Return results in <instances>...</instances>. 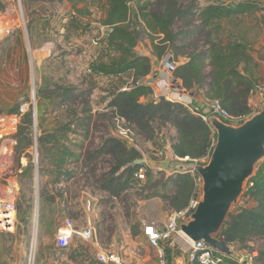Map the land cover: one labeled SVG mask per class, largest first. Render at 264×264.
<instances>
[{
  "label": "trees",
  "instance_id": "trees-1",
  "mask_svg": "<svg viewBox=\"0 0 264 264\" xmlns=\"http://www.w3.org/2000/svg\"><path fill=\"white\" fill-rule=\"evenodd\" d=\"M53 3L69 4V10L64 11L62 27L71 38L86 35L92 29V22L108 29L106 34L96 36L101 48L89 70L108 81L106 110L111 111L114 118L124 120V125L134 133L137 144L142 140L155 141L161 128L169 127L175 130V137L169 143L174 154L206 160L216 141V132L203 120L201 114L205 113L200 109L199 113H194L184 104L163 96L140 101L141 97L152 92L149 85L141 83L152 69L151 59L136 51L138 45L144 44L145 38L158 60L169 54L176 62L184 58L173 69V76L181 81L184 89L203 93L209 101L217 100L237 122L236 125L251 116L249 97L255 86L261 84L257 78L259 65L251 54L249 43L243 38L248 24L244 29H238L236 25L237 21L247 17H255L257 26L264 24V14L261 18L257 16L264 10V0H214L205 5L198 4L197 0H189L184 5L180 0H22L25 10L35 5L40 7L27 13L31 21L26 27L33 47V22L47 16L41 26L49 29L51 15L47 14L46 6ZM4 10L5 3L0 0V14ZM95 10V14L99 13L98 18H93ZM37 12L38 17L34 18ZM229 25L232 27L228 28ZM125 74L132 77L130 82L124 78ZM89 89L82 93L72 92L70 88L54 89L56 92L52 96L61 98L68 118L75 117V120L55 126L44 120L49 109L46 105L52 101L51 95L40 92L42 94L36 104L39 171L52 191H58L60 184L63 189L59 195L63 197L62 194L69 189L64 186L63 180L74 174L70 168L72 163L77 162L81 169L90 165L87 171L93 174L96 169L94 160L107 154L111 158L107 174L94 179V184L87 180L92 185V191L98 189L116 199L135 184L145 199L161 198L170 212L184 209L198 189L197 178L190 172L174 171L166 175L148 169L146 180L140 182L133 177V173L143 154L137 148L127 147L116 135L107 136L96 148L85 149L81 156L79 149L84 148L83 142L89 137L90 121L94 116L87 99ZM82 95L83 99L79 100L76 108L65 105ZM192 106L196 105L192 103ZM13 113L20 116L17 131L12 136L19 158L32 145L30 128L33 118L31 111L22 112L19 106ZM75 127H78L77 130ZM78 132L81 133L80 140L71 138ZM24 156L28 157L30 165L31 155L26 153ZM44 165L48 167L45 169ZM43 187L40 204L44 202L45 207L53 212V208L48 207L54 203L53 195L46 185ZM241 197L245 204L229 212L218 237L233 250L249 249L251 255L243 259L225 257L221 264H264V246L254 250L248 244L256 239L264 240V160L249 177ZM248 201L252 204L248 205ZM40 211L43 212V208ZM170 249L167 244L166 258ZM254 251L256 254L253 256Z\"/></svg>",
  "mask_w": 264,
  "mask_h": 264
},
{
  "label": "rangeland",
  "instance_id": "rangeland-1",
  "mask_svg": "<svg viewBox=\"0 0 264 264\" xmlns=\"http://www.w3.org/2000/svg\"><path fill=\"white\" fill-rule=\"evenodd\" d=\"M188 1L180 0L183 5ZM212 1L214 0H197V3L205 5ZM4 2L7 8L5 11H7L9 17H0V126L5 125L7 127L3 129L5 131L1 132L3 135L0 137V197L4 196L14 200L17 211L14 229L12 231L0 229V264H101L96 259L97 251L100 248L110 249V246L106 243L104 237L106 233L102 232L101 234L97 225H95V230L98 242L85 241L78 235H74L70 244L66 248H61L56 244L54 236L50 234L42 235L37 239L35 234L39 217L43 215L40 211L42 209L40 207L43 205L40 204L41 195L44 192L43 185H46L50 194L52 191L46 178H42L39 171L37 109L36 127L34 128L32 124L30 128L32 145L19 158L14 150L12 136L17 131L20 121V116L13 113L15 107L19 106V110L22 112L31 111L33 118V110L36 108L42 93V95H51L52 101L46 105V108L49 109L46 110L47 117L44 118L51 126L75 120V117L68 118L66 107L61 98L52 96L53 92H56L54 89H57V87L61 89L70 88L72 92L76 93H82L90 88L87 99L93 108L92 114L94 116L90 121L92 126L89 137L83 142L84 148L79 149L81 156H83L85 149L88 151L96 148L107 136L116 135L114 115L111 111L106 110V104L109 100L107 97L108 81L104 76L90 73L89 70L101 48L97 43L96 36L106 34L108 29L92 22V29L86 35L71 38L70 33L65 32L62 27L65 22L64 11L69 10V4L53 3L46 6L47 14L51 15L49 17V29L46 26L45 28L41 26L42 21L48 18L47 16L38 18L33 22V34L35 35V46L33 47L26 27L31 21L27 13L33 8L39 9L40 7L35 5L25 10L22 0L20 2L19 0H5ZM95 13L96 10L93 18H98L99 13ZM35 17H38V12L34 13ZM255 19V17H247L243 18V21L241 20L243 23L241 21L235 22L237 23V27H235L238 29H244L248 24V29L244 32L243 37L247 39L251 50L254 46L261 47L257 44H260V39L263 40L262 27L257 26ZM7 30L9 31L7 32ZM47 39L49 41L45 42ZM147 42L149 41L145 38L144 44L142 43L143 46L139 47L140 51L142 49L143 52L147 51V45L149 44ZM153 60L157 61L158 59L153 58ZM162 60H165L163 66L168 69L174 62L172 56L168 58L165 56ZM260 73L263 74L262 69H260ZM123 76L127 77L128 75ZM81 99H83V95L78 100L67 102L65 105L69 104L72 108H76ZM196 106L205 114L209 113L207 111L208 104H196ZM260 110H253L251 116ZM77 115L80 117V113L77 112ZM77 128L75 127L76 130ZM169 137L170 128H161L154 144L150 142V145H148L146 141L142 140L138 144V150L141 153L143 152L142 154L150 155L155 148L169 145L171 141V137ZM71 138L80 140L81 133L71 135ZM10 145H12V148H9V150L3 148ZM26 153L31 155L30 165H28V157L24 156ZM94 161H96V169L93 174H89L87 171L90 165H87V169H81L77 162L71 164L70 168L74 171V174L63 180L64 186L69 185L72 190L70 198L62 199L60 197L59 191L63 189L61 185L57 187L58 191L54 192L53 201H55V198L60 201L59 207L55 208V212L58 213L57 218L70 219L75 230L85 227L88 218L91 224H98L101 219L100 217H91L90 208L92 204L89 201L87 202L85 192L97 193L102 215L109 214L112 219L117 218L116 204L120 208L121 216L126 219L133 217L135 219L134 215H137L138 205L146 200L135 184L129 190L122 192L115 200L108 195L99 197L100 191L98 189L92 191L91 184H94V179L107 174L111 158L110 155L103 154ZM47 167L48 165H44L45 169ZM85 176L89 179H85ZM87 180L91 184L87 183ZM14 181L15 185L12 186ZM198 192H200L202 198V183ZM48 194L45 193V195ZM159 199L161 200L162 212L168 214L170 210H167V204L161 198ZM108 207L113 210L112 213L109 212ZM52 222L53 213L50 214V219L45 220V224H52ZM185 239L186 237L182 233L173 237L169 245L173 248L175 254L183 252L180 247L187 248ZM263 246L264 240L261 239H256L250 244V248L254 250ZM187 250L188 248L183 254H186ZM248 252L249 249L247 248H242L240 251L235 250L238 257H249ZM156 263L157 260L154 264Z\"/></svg>",
  "mask_w": 264,
  "mask_h": 264
},
{
  "label": "crops",
  "instance_id": "crops-1",
  "mask_svg": "<svg viewBox=\"0 0 264 264\" xmlns=\"http://www.w3.org/2000/svg\"><path fill=\"white\" fill-rule=\"evenodd\" d=\"M5 1V0H4ZM5 3V2H4ZM5 10H7L5 5ZM4 10V14L1 13L0 17H9L7 11ZM3 14V16H2ZM262 14H264V10H261L257 13V16L261 18ZM259 26L262 27V37L263 40L260 39V44H257L261 47L254 46L251 50V54L256 60V62L259 65L257 78L258 81L261 84H264V24H260ZM244 38V37H243ZM247 40L246 38H244ZM257 42V43H259ZM148 43V42H147ZM142 47L143 44H140L136 47V51L141 54L148 56L151 59L152 62V69L148 75L142 78L141 83H145L149 85L152 89V92L144 97L140 98V101L145 102L147 100L151 99H157L160 96H163L167 99V97H171L173 100H179L185 101V102H191L193 104H208L209 100L205 98L203 93H197L194 90H186L182 86L181 81L178 78H175L173 76V69L176 65L179 63H182L184 61V58H180L179 61H174L170 68L164 67V61L165 60H157L154 61L156 57L152 54L151 48L149 44L147 45L148 49L146 52H143V49L140 51L139 47ZM262 48V50H260ZM171 57V56H170ZM157 59V58H156ZM160 63V64H159ZM260 69H262L263 74L261 75ZM125 79H127V82H130L131 76L128 75L127 77L124 76ZM170 83V85H168ZM249 105L251 106L252 111L253 110H260L264 107V95L262 94H251L249 97ZM257 112V111H255ZM170 137H175V130L173 128H170ZM169 137V138H170ZM14 141V140H13ZM150 142L154 144V141H148L147 144L150 145ZM14 143V142H13ZM170 146V145H169ZM4 149H11L12 145L9 147L4 146ZM11 151V150H10ZM24 160V159H23ZM22 160V162H23ZM147 163L149 164L150 168L153 170V172L159 171L158 168H161L162 171L169 175L168 170L166 168L171 167V163L167 160H160V159H151L147 158ZM25 164V162H23ZM22 167H24L22 165ZM196 182L198 184V189L201 187V180L199 176H196ZM15 185V181L12 183V186ZM60 186V184H59ZM69 187V185H68ZM197 189V191H198ZM72 190L69 188L67 191H65L61 197L62 199H67L71 197ZM94 192L86 193L87 196V202L89 201L92 204V207L90 208V214L92 218L100 217L101 219L98 221V224H92L97 225V228L99 229V232L102 234V232H105L104 235L106 239V243L110 246V249H106L109 251H113L121 256V258L129 263V264H154L156 261L155 257V250L152 248L147 241V237L144 234V222L149 221H155L159 227H162L167 219L168 214H164L161 209V200L158 197H151L149 199H146L141 202V205L139 204L136 210L137 215L131 218L126 219L124 216L120 215V208L115 206L117 218L112 219L108 215H102L101 208H100V201L97 199V193L92 194ZM51 194L54 196V192L51 191ZM107 193L104 191H100L99 197L105 196ZM7 196V195H6ZM4 197V196H3ZM113 200H115L114 197H111ZM43 208V215L41 217V222L38 223L36 234L37 239H39L40 236L45 234H50L52 236H55L56 234L61 231L65 227L66 220H70L68 218L60 219L57 218V214L55 212V208H58L60 205V201L55 198V201L53 205L51 206L53 208V212L51 209L45 207V203H41ZM245 204V200L240 198L239 202L235 204L231 211H234L238 209L240 206ZM252 202L248 201V205H251ZM110 213L113 212L110 207L107 208ZM107 211V210H106ZM53 213V222L52 224H45L46 219H50V214ZM105 214V213H104ZM71 221V220H70ZM88 223H91L90 219L88 218V221L86 223V226ZM111 223V224H108ZM85 226V227H86ZM84 228V227H83ZM82 229V227L79 228V230ZM185 245H187V248H190V242L187 240V238L184 240ZM56 242V240H55ZM250 245L251 242H248ZM173 245V244H172ZM185 247H180L181 251H183L181 254H175L173 251V248L171 247L170 253L167 255V263L166 264H193L188 262L187 260V253L183 254L185 250L187 249ZM256 252L254 251L252 255L254 256ZM251 254L248 253V256ZM234 257H238V254L235 253ZM240 257V256H239ZM243 259L244 257H240Z\"/></svg>",
  "mask_w": 264,
  "mask_h": 264
},
{
  "label": "water",
  "instance_id": "water-1",
  "mask_svg": "<svg viewBox=\"0 0 264 264\" xmlns=\"http://www.w3.org/2000/svg\"><path fill=\"white\" fill-rule=\"evenodd\" d=\"M35 121L36 108L34 128ZM210 125L216 132L213 150L205 165L195 166L202 183V198L190 220L179 228L189 240L202 241L225 257H233L235 251L218 234L239 202L249 177L264 160V107L240 125H229L214 117Z\"/></svg>",
  "mask_w": 264,
  "mask_h": 264
},
{
  "label": "built area",
  "instance_id": "built-area-1",
  "mask_svg": "<svg viewBox=\"0 0 264 264\" xmlns=\"http://www.w3.org/2000/svg\"><path fill=\"white\" fill-rule=\"evenodd\" d=\"M20 2V0H19ZM9 30H7L8 32ZM262 94L264 95V84H258L255 86L252 94ZM167 100L177 101L185 106H187L194 113H199V108L197 106H192L191 102H185L179 100H173L171 97H167ZM207 111L208 114H201L204 121L210 124V120L212 117L218 119L221 122H224L229 125L237 126L236 121L230 116V114L221 106V104L217 100L209 101ZM115 132L116 135L122 139L127 147H134L138 149V144L135 141L134 133L124 125V120L122 118L115 117ZM0 137L3 135L1 132L5 125L0 126ZM143 153V152H142ZM143 157L137 161L138 167L133 173V177L143 182L146 180V173L148 169H151L149 164L147 163V158L151 159H160L167 160L172 165L168 170L169 175H171L174 171H187L190 172L193 176H198L195 166L196 165H205L202 164L204 161H208L209 157L205 159H194L189 156H178L172 152L170 146L167 145L165 147L155 148L153 153L150 155L143 154ZM159 171H162L161 168H158ZM151 171H153L151 169ZM201 200L200 192L196 191L195 196L192 197L188 203V205L179 211H171L167 215V219L165 224L162 227H159L155 221L144 222V234L147 237L148 244L154 248L155 257L157 260L156 264H166V252L165 246L172 242L173 237L180 232V224L186 223L190 220V216ZM15 215H16V204L14 200L9 198L0 197V229L5 231H12L15 227ZM74 235H78L85 241H94L96 240V230L95 226L91 223L80 230H75L72 226V222L70 220H66L65 227L59 231L56 236V244L61 248H66ZM190 242V248L187 250V260L193 264H221L225 256L210 245L198 241L193 242L187 238ZM96 259L101 264H129L125 262L121 256L113 251H109L106 249H98ZM250 264V263H246Z\"/></svg>",
  "mask_w": 264,
  "mask_h": 264
}]
</instances>
